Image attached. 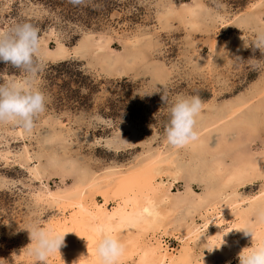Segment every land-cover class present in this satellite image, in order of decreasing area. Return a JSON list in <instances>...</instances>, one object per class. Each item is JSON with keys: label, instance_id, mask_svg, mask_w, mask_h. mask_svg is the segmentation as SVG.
<instances>
[{"label": "rangeland", "instance_id": "obj_1", "mask_svg": "<svg viewBox=\"0 0 264 264\" xmlns=\"http://www.w3.org/2000/svg\"><path fill=\"white\" fill-rule=\"evenodd\" d=\"M23 22L38 29L46 109L30 131L0 123V264H37L25 228L48 229L79 196L134 211L166 197L168 251L239 264L264 237V55L250 43L264 0H0V31ZM24 75L0 61V83ZM195 95L198 139L173 147L168 109Z\"/></svg>", "mask_w": 264, "mask_h": 264}, {"label": "clouds", "instance_id": "obj_2", "mask_svg": "<svg viewBox=\"0 0 264 264\" xmlns=\"http://www.w3.org/2000/svg\"><path fill=\"white\" fill-rule=\"evenodd\" d=\"M75 6L86 4V0H69ZM253 49H259L264 55V31L257 32L250 41ZM247 47L248 44H245ZM0 61L12 67L22 69L24 77L19 81L0 83V123H12L30 131L35 119L46 109L44 93L34 86V77L44 69L38 29L29 22L16 23L9 29L0 31ZM162 101L167 103V95L162 94ZM203 102L198 95L177 98L168 109V120L164 128L169 145L181 148L198 139L195 129L196 118L201 113ZM147 211V210H145ZM256 219L264 223V208L257 209ZM29 231L31 247L28 251L37 264H47L50 253L62 246L66 233H52L40 226L25 228ZM245 236L255 238L252 229L239 228ZM229 232V231H228ZM228 232L223 234L227 235ZM225 241L218 247H221ZM97 255L100 264H117L125 252V246L113 235L103 233L97 243ZM239 264H264V242L244 248L239 254Z\"/></svg>", "mask_w": 264, "mask_h": 264}, {"label": "bare ground", "instance_id": "obj_3", "mask_svg": "<svg viewBox=\"0 0 264 264\" xmlns=\"http://www.w3.org/2000/svg\"><path fill=\"white\" fill-rule=\"evenodd\" d=\"M79 197L77 200L73 198L69 204L66 218L52 220L46 228L52 233H66L64 243L56 251L65 264H100L96 248L103 233L113 235L125 246V252L117 264L126 259H130L131 264H183L187 261L189 247L186 243H181L180 248L171 252L160 239L159 232L165 230L163 225L167 212L163 205L166 204V197L161 202L153 203L147 211L138 212L121 206L108 209L106 202H95L88 206L87 199ZM232 228L235 237L239 236L237 229L240 224L234 221ZM261 242H264V237Z\"/></svg>", "mask_w": 264, "mask_h": 264}]
</instances>
